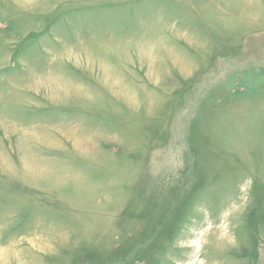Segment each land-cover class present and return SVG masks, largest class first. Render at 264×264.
Returning a JSON list of instances; mask_svg holds the SVG:
<instances>
[{"label": "rangeland", "instance_id": "374dc122", "mask_svg": "<svg viewBox=\"0 0 264 264\" xmlns=\"http://www.w3.org/2000/svg\"><path fill=\"white\" fill-rule=\"evenodd\" d=\"M0 264H264V0H0Z\"/></svg>", "mask_w": 264, "mask_h": 264}, {"label": "bare ground", "instance_id": "6f19581e", "mask_svg": "<svg viewBox=\"0 0 264 264\" xmlns=\"http://www.w3.org/2000/svg\"><path fill=\"white\" fill-rule=\"evenodd\" d=\"M28 151V150H27ZM25 152V151H24ZM23 157H25V158H29V154L26 152L25 154H24V156ZM31 157V156H30ZM23 160V159H22Z\"/></svg>", "mask_w": 264, "mask_h": 264}]
</instances>
